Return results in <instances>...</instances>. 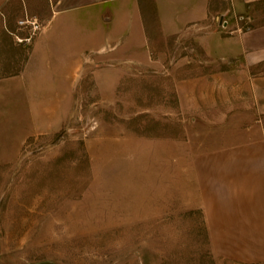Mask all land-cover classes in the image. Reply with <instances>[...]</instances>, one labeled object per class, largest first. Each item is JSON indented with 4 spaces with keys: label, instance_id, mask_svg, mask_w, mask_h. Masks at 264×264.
I'll return each instance as SVG.
<instances>
[{
    "label": "rangeland",
    "instance_id": "rangeland-1",
    "mask_svg": "<svg viewBox=\"0 0 264 264\" xmlns=\"http://www.w3.org/2000/svg\"><path fill=\"white\" fill-rule=\"evenodd\" d=\"M7 5L13 23L27 10L45 24L52 8ZM143 6L158 61L63 29L57 48L77 59L63 66L61 122L0 123V264H264L212 252L189 153L214 127L188 121L176 90L181 77L238 65L208 54L200 30L162 35Z\"/></svg>",
    "mask_w": 264,
    "mask_h": 264
},
{
    "label": "crops",
    "instance_id": "crops-1",
    "mask_svg": "<svg viewBox=\"0 0 264 264\" xmlns=\"http://www.w3.org/2000/svg\"><path fill=\"white\" fill-rule=\"evenodd\" d=\"M149 1L162 35L200 30L208 54L238 65L181 77L176 90L182 110L195 112L188 121L214 127L189 153L212 252L264 261V69L255 68L264 65V21L253 23L251 13L262 4L264 14V0ZM7 4L0 0V123L61 122L63 66L77 59L57 48L63 29L99 32L95 49L107 54L135 49L144 62L158 61L148 53L144 0H51L30 41L17 40L27 31L11 21Z\"/></svg>",
    "mask_w": 264,
    "mask_h": 264
},
{
    "label": "built area",
    "instance_id": "built-area-1",
    "mask_svg": "<svg viewBox=\"0 0 264 264\" xmlns=\"http://www.w3.org/2000/svg\"><path fill=\"white\" fill-rule=\"evenodd\" d=\"M17 23L20 28H24L27 31L25 36L16 35L18 41H30L33 36L41 30L40 21L33 15L25 14L24 17L17 19ZM245 28H249V25H246Z\"/></svg>",
    "mask_w": 264,
    "mask_h": 264
},
{
    "label": "water",
    "instance_id": "water-1",
    "mask_svg": "<svg viewBox=\"0 0 264 264\" xmlns=\"http://www.w3.org/2000/svg\"><path fill=\"white\" fill-rule=\"evenodd\" d=\"M223 20V15L221 14L220 16H219V21L221 22ZM224 24H225V21L223 22Z\"/></svg>",
    "mask_w": 264,
    "mask_h": 264
}]
</instances>
